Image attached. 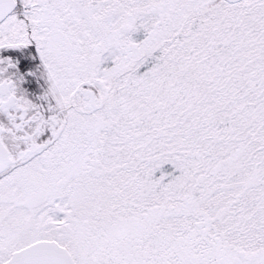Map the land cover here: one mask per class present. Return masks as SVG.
Listing matches in <instances>:
<instances>
[{
    "label": "snow or ice",
    "instance_id": "1",
    "mask_svg": "<svg viewBox=\"0 0 264 264\" xmlns=\"http://www.w3.org/2000/svg\"><path fill=\"white\" fill-rule=\"evenodd\" d=\"M0 264H264V0H0Z\"/></svg>",
    "mask_w": 264,
    "mask_h": 264
}]
</instances>
